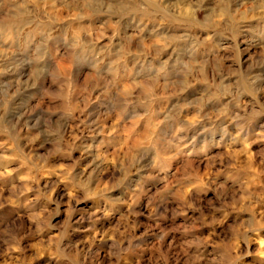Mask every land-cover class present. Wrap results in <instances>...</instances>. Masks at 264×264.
Returning a JSON list of instances; mask_svg holds the SVG:
<instances>
[{"label":"rangeland","instance_id":"obj_1","mask_svg":"<svg viewBox=\"0 0 264 264\" xmlns=\"http://www.w3.org/2000/svg\"><path fill=\"white\" fill-rule=\"evenodd\" d=\"M0 264H264V0H0Z\"/></svg>","mask_w":264,"mask_h":264}]
</instances>
